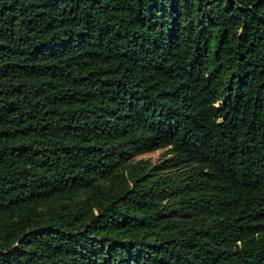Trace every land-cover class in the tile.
I'll return each instance as SVG.
<instances>
[{"label": "trees", "instance_id": "16d2710c", "mask_svg": "<svg viewBox=\"0 0 264 264\" xmlns=\"http://www.w3.org/2000/svg\"><path fill=\"white\" fill-rule=\"evenodd\" d=\"M0 264H264V0H0Z\"/></svg>", "mask_w": 264, "mask_h": 264}, {"label": "rangeland", "instance_id": "374dc122", "mask_svg": "<svg viewBox=\"0 0 264 264\" xmlns=\"http://www.w3.org/2000/svg\"><path fill=\"white\" fill-rule=\"evenodd\" d=\"M162 152H163L162 150H158V151H155V152H149V153L141 155V157L142 158H150L153 161H156L159 158V156L161 155Z\"/></svg>", "mask_w": 264, "mask_h": 264}]
</instances>
